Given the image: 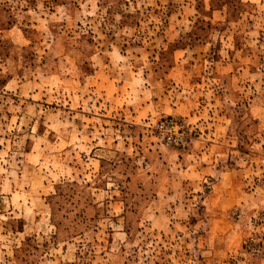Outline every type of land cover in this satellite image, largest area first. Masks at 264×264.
Masks as SVG:
<instances>
[{
    "label": "rangeland",
    "instance_id": "rangeland-1",
    "mask_svg": "<svg viewBox=\"0 0 264 264\" xmlns=\"http://www.w3.org/2000/svg\"><path fill=\"white\" fill-rule=\"evenodd\" d=\"M0 264H264V0H0Z\"/></svg>",
    "mask_w": 264,
    "mask_h": 264
}]
</instances>
